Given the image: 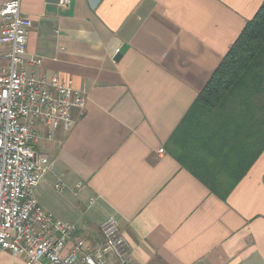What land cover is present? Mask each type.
<instances>
[{
	"label": "crops",
	"instance_id": "1",
	"mask_svg": "<svg viewBox=\"0 0 264 264\" xmlns=\"http://www.w3.org/2000/svg\"><path fill=\"white\" fill-rule=\"evenodd\" d=\"M58 1L21 10L33 22L28 55L41 60L29 73L71 79L86 97L70 132L50 139L37 127L51 168L30 196L74 227L65 254L80 240L99 245L116 216L130 264H264L260 111L220 115L211 137L181 128L264 0ZM8 52L0 44L1 65Z\"/></svg>",
	"mask_w": 264,
	"mask_h": 264
},
{
	"label": "built area",
	"instance_id": "2",
	"mask_svg": "<svg viewBox=\"0 0 264 264\" xmlns=\"http://www.w3.org/2000/svg\"><path fill=\"white\" fill-rule=\"evenodd\" d=\"M71 1L58 2L65 7ZM21 5L22 0H4L0 8V44L9 47L7 64H0V255L8 253L24 264H130L129 243L116 216L102 223L99 245L80 240L65 254L74 227L30 196L51 168L49 156L38 149V125L49 131L50 139L59 129L70 132L76 124L73 111L85 110L86 97L71 79L29 73L41 60L28 55L33 22ZM55 189L63 192L67 185L57 181Z\"/></svg>",
	"mask_w": 264,
	"mask_h": 264
},
{
	"label": "trees",
	"instance_id": "3",
	"mask_svg": "<svg viewBox=\"0 0 264 264\" xmlns=\"http://www.w3.org/2000/svg\"><path fill=\"white\" fill-rule=\"evenodd\" d=\"M264 4L230 47L184 119L197 129H209L222 114L237 110L260 111L264 119ZM214 131V130H213ZM175 141V136L173 138ZM208 141V140H206ZM223 198L227 194H221Z\"/></svg>",
	"mask_w": 264,
	"mask_h": 264
},
{
	"label": "rangeland",
	"instance_id": "4",
	"mask_svg": "<svg viewBox=\"0 0 264 264\" xmlns=\"http://www.w3.org/2000/svg\"><path fill=\"white\" fill-rule=\"evenodd\" d=\"M0 264H10V263H8L7 258H4V257L2 256V257H0Z\"/></svg>",
	"mask_w": 264,
	"mask_h": 264
}]
</instances>
